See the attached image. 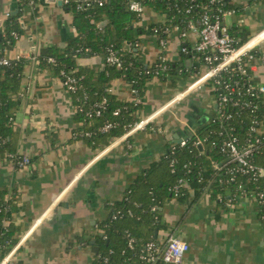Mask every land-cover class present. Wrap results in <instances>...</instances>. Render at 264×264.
I'll return each instance as SVG.
<instances>
[{
    "label": "crops",
    "instance_id": "crops-1",
    "mask_svg": "<svg viewBox=\"0 0 264 264\" xmlns=\"http://www.w3.org/2000/svg\"><path fill=\"white\" fill-rule=\"evenodd\" d=\"M60 1L38 0L36 7L25 8L20 18L23 33L5 54L11 60L25 59L9 140L17 155L30 158L29 164L20 165L9 156H0V190L7 188L5 199L15 194L18 202L12 216L19 227L18 242L4 256L9 257L7 264H95L102 233L99 223L109 218L143 171L162 158L167 145L192 135L201 125L200 115L216 104L205 83L195 84V76L153 79L136 112L149 123L114 138L104 148L92 149L74 135L81 125L75 118L73 94L38 60L42 49L63 48L75 34L74 14ZM230 1L234 7L242 6L241 13L225 16L227 26L239 24L248 39L264 30V0ZM15 10H20V0H0V32L7 13ZM161 18V12L148 6L138 25L145 29ZM138 37L147 64L161 56L173 61L184 58L175 34L165 47L149 30ZM263 39L264 33L253 41ZM187 43L194 45L195 36ZM259 46L264 49V40ZM190 59L185 58L183 65L191 67L194 60ZM78 62L95 74L106 65L99 54ZM256 76L264 81V65H258ZM110 89L122 101L135 100L132 85L123 78L112 80ZM193 196L191 192L186 200H166L158 207L159 226L151 232L149 223H134V213L123 221L143 238L152 237L158 243H166L171 236L188 241L190 249L180 264H264V220L255 198L242 192L235 202L221 204L224 197L231 198L230 190L218 199L206 192L191 208ZM145 199V192L137 193L134 205L140 206Z\"/></svg>",
    "mask_w": 264,
    "mask_h": 264
},
{
    "label": "trees",
    "instance_id": "trees-1",
    "mask_svg": "<svg viewBox=\"0 0 264 264\" xmlns=\"http://www.w3.org/2000/svg\"><path fill=\"white\" fill-rule=\"evenodd\" d=\"M34 1L37 4L38 0ZM86 1L69 0L67 4H64L74 14L75 34L63 48L52 45L42 49L38 60L43 69L58 76L62 83L68 76L76 78L77 90L71 94L74 97L75 118L81 127L75 131L74 135L84 139L92 149H101L110 145L114 138L122 137L133 124L141 121L136 112L142 107L150 81L153 79L165 81L174 75L201 76L203 61L193 51L183 53L184 58L180 61L159 59L151 64L145 63L141 57L138 37L140 33L146 30L154 33L155 29H158L159 39H165L167 37L165 29H173L174 26L184 29L189 21H197L206 9L216 12V6H220L223 11L234 9L236 14L241 13L240 6H242L234 7L230 0H224L222 4H215L212 0H139L167 16L164 20L160 19L144 29L138 25L142 16L130 9L131 0H104L103 4L90 1L82 9L77 8L79 2ZM28 6L29 0H20L18 13H11L6 18L0 39V56H5L6 51L15 45L23 33L20 18ZM105 20L107 22L101 25ZM229 30L236 37L238 45L248 40L247 32L239 24L234 23L229 26ZM126 43H129V47ZM110 50L114 51L118 60L113 64L106 62L105 67L98 74L78 62V59L84 56L99 54L107 57L111 54ZM187 57L194 60L191 67L183 65ZM158 62L162 64L159 66ZM24 64L25 59L19 58L11 60L8 66L0 67L1 157L17 155L9 137L14 131V115L17 99L20 96ZM116 78H123L132 85L134 101H122L112 92L111 82ZM254 80H258L257 76ZM215 94L217 95V92ZM251 99L260 104L259 110L253 113L249 110L244 111L240 116L236 115L235 118L222 121L218 119L219 111L216 108L210 120L198 125L195 134L187 137L185 145L175 141L167 145L162 158L143 171L126 190L123 199L114 205L109 218L99 223L102 233L97 241L100 250L96 254L95 264H140L142 262V249L149 241L155 239L143 238L145 235L130 229V226L123 221L131 217L130 211L134 213V223L143 221L149 223V232H151L159 226L158 207L162 206L166 200L172 198L186 200L193 192L194 196L190 204L192 208L198 198L206 192H210L218 199L227 189L230 190L231 198L224 197L219 201L221 204L235 202V197L242 192L249 195L264 192V177L255 174L253 170L247 173L240 171L239 166L221 150L226 132L230 131L239 136L242 141L246 140L251 120L254 117L264 118L263 95ZM103 100L105 102L100 107L101 113L98 115L94 111L95 104ZM108 123L113 125L103 130L102 128ZM198 138L203 140L201 145L196 144ZM262 139L251 161L257 166L264 167V137ZM17 156L18 159L15 160L19 162L23 157ZM181 179L184 182L176 190V185ZM139 192H145L146 199L136 207L133 199ZM7 193V188L0 190V260L18 242L19 227L12 220L13 214L18 209V202L15 194L5 199ZM259 205L264 220V204ZM114 215L117 217L114 218ZM132 238L134 242L133 246H130ZM105 258H108L107 262ZM151 264L169 263L160 258Z\"/></svg>",
    "mask_w": 264,
    "mask_h": 264
},
{
    "label": "built area",
    "instance_id": "built-area-1",
    "mask_svg": "<svg viewBox=\"0 0 264 264\" xmlns=\"http://www.w3.org/2000/svg\"><path fill=\"white\" fill-rule=\"evenodd\" d=\"M61 1L63 4L69 2V0ZM90 1H96L99 4L104 3V0H87L86 2H79L77 8L82 9ZM222 1L224 0H212L215 4H222ZM35 6V1L29 0L28 7ZM147 7L148 5L139 0L130 1V9L141 15L142 19L145 16ZM216 9V12L206 9L201 13L197 21H189L187 27L184 29H181L179 26H174L173 29H165L167 37L165 39H159L158 37V39L160 45L165 47L168 39L175 34L181 43L182 53L187 54L193 51L198 55V58L202 59L205 70L200 77H196L197 81L195 84L211 82L214 91L217 92L218 119L223 121L235 118L236 115L240 116L244 111L249 110L253 113L260 109V104H257L251 98L260 95L264 97V81L254 80L258 65H264V49L259 46L264 39L252 45H249V43L263 34L264 30L257 36L248 39L244 44L238 45L236 37L231 34L229 26L225 24V16L235 14L236 10L223 11L220 6H216ZM7 15L9 16L10 13L8 12ZM166 17L165 14H162L161 20H164ZM157 32L158 29H155L154 33L158 36ZM14 34L17 36L16 32ZM191 36H195V43L192 46L187 43ZM110 51L111 54L105 57V60L110 64L116 63L118 57L113 50ZM159 59L163 61L168 60L165 56H161ZM50 60H53V58H50ZM10 64V58L0 56V67ZM161 64L158 62L159 66ZM75 81L76 78L74 76H68L63 82L70 93L77 90ZM184 92L178 94L175 98L179 99ZM104 102L105 100L97 102L95 104L96 108H93L98 115L101 113L100 107L103 106ZM148 123L149 119L136 122L128 132L143 128ZM263 124L264 118L259 119L258 117H254L249 124L246 140L242 141L239 136L228 131L224 134L225 138L221 145V150L229 156L232 162L239 166L240 171L247 173L253 170L255 174L261 177H264V167L257 166L251 159L257 145L263 140ZM112 125L113 123H108L102 129L107 130ZM186 141L187 138H182L177 143L185 145ZM202 143V138H198L196 144L201 145ZM10 157L14 160L18 159V156L14 154H11ZM18 163L20 165L29 164L30 158L24 157ZM183 182V179L179 181V184L176 185V190ZM250 196L255 198L259 204H264V192L250 194ZM130 214H132L131 211ZM116 217L117 215H114V218ZM133 242L134 239L132 238L129 243L130 246H133ZM189 249L190 244L188 241L176 236H171L166 243H158L152 240L142 249V262L140 264H151V262H155L160 258L169 264H180L183 262L184 256ZM4 259L2 264H7L9 257H5ZM107 261L108 258H105V262Z\"/></svg>",
    "mask_w": 264,
    "mask_h": 264
},
{
    "label": "water",
    "instance_id": "water-1",
    "mask_svg": "<svg viewBox=\"0 0 264 264\" xmlns=\"http://www.w3.org/2000/svg\"><path fill=\"white\" fill-rule=\"evenodd\" d=\"M16 13H18V10H15L14 12H12V14H16ZM104 24H105V22H102L101 25H104ZM1 38H2V32H0V39ZM189 62L192 63V59H190ZM187 63H188V60L186 61V65H187ZM217 107H218V104L216 103L215 106H214V108L209 113L200 115V117H199V124H203L204 122H206L207 120H209L211 118V116L214 115L215 110H216Z\"/></svg>",
    "mask_w": 264,
    "mask_h": 264
},
{
    "label": "rangeland",
    "instance_id": "rangeland-1",
    "mask_svg": "<svg viewBox=\"0 0 264 264\" xmlns=\"http://www.w3.org/2000/svg\"><path fill=\"white\" fill-rule=\"evenodd\" d=\"M227 21H229V18H227ZM204 70H205L204 65H201V71H200V73L202 74V73L204 72ZM205 87L208 88L209 90H211V92L213 93V95H214V97H215V99H216V94H215V92H214V88H213L211 82H206V83H205ZM251 197H252V196H251ZM252 198H253V197H252ZM256 202H258V201L256 200ZM258 204H259V203H258Z\"/></svg>",
    "mask_w": 264,
    "mask_h": 264
},
{
    "label": "bare ground",
    "instance_id": "bare-ground-1",
    "mask_svg": "<svg viewBox=\"0 0 264 264\" xmlns=\"http://www.w3.org/2000/svg\"><path fill=\"white\" fill-rule=\"evenodd\" d=\"M257 43H258V42H257ZM252 44H254V41H253V40L249 43V45H252Z\"/></svg>",
    "mask_w": 264,
    "mask_h": 264
}]
</instances>
